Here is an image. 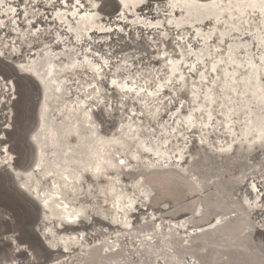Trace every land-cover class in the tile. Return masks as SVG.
Wrapping results in <instances>:
<instances>
[{"label":"rangeland","instance_id":"374dc122","mask_svg":"<svg viewBox=\"0 0 264 264\" xmlns=\"http://www.w3.org/2000/svg\"><path fill=\"white\" fill-rule=\"evenodd\" d=\"M81 4L80 14L73 15L72 10L63 7L59 0H3L0 3V52L6 53L0 57V77L6 78L0 79V141L3 142L0 148L8 147L12 165L17 166H13L15 170H31L32 180H39L38 185L44 189L52 188L53 177L50 174L43 177L40 168L34 167L38 153L31 154L26 139L28 130L34 125L29 137L42 117L38 108L42 106L46 89L42 86L37 102L35 89L26 79H20L25 74L18 67L30 59L44 58L47 53L43 67L53 68L55 77L53 80L51 76L54 83L49 87L56 99L51 102V119L59 125L67 120V124L86 111L95 127L111 138L109 162L118 165L117 160L124 159L126 165L110 167L109 176L113 169L122 170L118 183H123L118 187L135 198L134 210L132 207L127 218L119 219L126 229L111 224V214L117 209V203L109 197L112 192L107 193L108 202L102 204L100 201L104 196L96 184L87 187L81 181L82 186L77 185L76 202L86 209L90 222L84 219L75 226L66 225L64 229L46 235L45 230L52 231L50 221L54 218L20 187L21 179L14 183L0 164V209H6L5 221H10L0 222V260L13 254L10 244L19 243L16 239L19 237L38 264H264V143L259 145L251 138L254 131L247 139L242 134L256 116L264 114V99L258 91L264 67L258 66L256 61L258 67L253 69L248 56L241 54L237 63L247 62L248 67L230 69L242 73L241 79L249 72L252 76H247L251 87L244 86L249 99L241 96L239 103L231 105L233 122L232 119L231 123L228 121L231 127L227 130L198 128L169 134V128L162 131L157 127L153 137L146 129L157 122L148 116L142 121L139 118L143 110L139 104L143 102L138 103L131 98L132 94L112 86V81L122 85L128 80L135 82L141 76H156L157 70L164 66L162 59L157 62L158 58L167 51L169 59H173L177 37L183 36L187 40L192 30L207 32L204 25L208 21L204 19L197 27V21L191 16L196 14L195 11L169 8L166 0H142L139 6L124 7L121 0H81ZM13 8L16 12L10 11ZM87 15L92 16L86 18ZM79 19L87 21L76 27ZM168 20L172 21L170 25ZM244 28L247 33L245 50L258 57L259 47L252 45H264V33L256 24ZM37 30L42 33L38 40L28 35L29 31L35 33ZM78 38L83 41L82 46L77 43ZM169 40L171 43L166 42ZM191 43L193 52L205 47L203 43L197 45L195 39ZM88 49L94 55H88ZM187 62L194 63L195 58ZM4 82L10 85L9 89H5ZM139 82L143 83L142 80ZM19 84L28 85L22 101L18 95ZM92 85L96 86V91L92 90ZM197 88L199 90L198 85ZM253 91H256L255 97L251 95ZM160 110L163 111V107ZM133 112L137 113L136 117L131 115ZM219 120L217 117V124ZM163 123L176 127L171 125L168 117L163 118ZM66 124H63L64 128ZM202 139L205 143H201ZM43 151L46 153L42 155V163L49 162L48 159L53 161L50 147L45 146ZM62 153L55 155L61 157ZM131 156L136 159H130ZM152 160L160 164L142 168L144 162ZM138 184L144 186L142 191L138 190ZM72 193L68 189L65 194L68 202H73ZM214 218H218V224L193 234L192 228L206 226ZM55 243L61 246L56 247ZM114 243L120 249L112 250ZM29 245L35 246L36 251L33 252Z\"/></svg>","mask_w":264,"mask_h":264},{"label":"snow or ice","instance_id":"6c2138e0","mask_svg":"<svg viewBox=\"0 0 264 264\" xmlns=\"http://www.w3.org/2000/svg\"><path fill=\"white\" fill-rule=\"evenodd\" d=\"M59 2L63 7L70 8L73 15L78 14L82 9L81 0H59ZM0 3H3V0H0ZM167 6L179 8L181 11L184 8L207 9L211 14L205 13L203 18L208 21V24L204 25L208 28V31L192 30L187 40L183 36L177 37V43L173 45V59H169L167 51H165V55L158 58L157 62L162 59L164 66L162 70H157L156 76L151 78L141 76L135 82L128 80L123 82L122 85L113 80L112 84L114 87H120L126 94H132L131 98L138 103L143 102L139 104L140 108L143 109L139 113V118L142 121L143 117L148 116L157 122L156 124H150L146 129L153 137L157 127L162 131L164 128H169V134L198 128L215 130L219 127L227 130L231 127L227 122L230 121L233 115L231 105L239 103L241 96L249 95L244 87L246 84L251 87L246 76L241 79L242 73L230 71V69H246L248 67L245 62L237 63L241 54L248 56L253 69L257 68L256 61H258L259 66L264 67V45H252V47H259V56L257 57L255 53H247L244 44L247 35L245 25L252 26L256 24L260 27V31L264 33V0H258V5L255 0H206L205 3H201L200 0H168ZM249 8L254 10L258 8L259 14L257 15L256 11L247 13ZM10 11L16 12V9L13 8ZM233 12H239L240 15H233ZM245 15L248 16V19H244ZM202 22L198 21L197 27ZM29 23L31 24V21ZM167 23L170 25L172 21L168 20ZM155 27H161V25H155ZM69 31H72V29H69ZM242 31L244 34H242ZM28 35L38 40L42 33L39 30L35 33L29 31ZM193 39H195L197 45L203 43L204 49L193 52L191 43ZM182 40L185 42L183 44L179 43ZM166 42L171 43L170 40ZM77 43L82 46L83 41L78 38ZM177 49L179 50L177 51ZM5 54L0 52V57ZM87 54L94 55L91 49H88ZM77 55L80 54L77 53ZM191 58H195L194 63L187 62ZM26 63L28 62L21 63L18 66L20 72L25 74L20 79H26L32 85L37 94V102H39L41 86L52 83L51 76L54 75V70L45 69L41 72L36 69L34 71L32 67L26 66ZM193 77L197 79H192ZM0 79L6 80L5 77H0ZM260 79L261 86L258 91L264 99V77ZM139 80H142L143 83H140ZM129 84H132V86L129 87ZM197 85H199V90ZM17 87L18 95L22 101L25 95L24 90L28 85L19 84ZM91 87L93 91H96L95 85ZM233 95H235V101ZM251 95L255 96L256 93L253 92ZM88 99L92 98L88 97ZM161 107H163V111L160 110ZM131 115L136 117L137 113L133 112ZM164 117H168L171 125H176V127L164 124ZM217 117H220L219 124H217ZM133 138L135 139V137ZM0 143L3 142L0 141ZM201 143H205V141L202 139ZM261 143H264V136L261 137ZM7 151H9L7 148H0V155ZM144 151H148V149H144ZM129 158L136 159L135 156ZM0 164L7 172L9 169L8 158L5 157L3 161H0ZM118 165L123 167L126 165V161L119 159ZM110 166L116 167L117 165ZM36 167L39 169L40 165L37 164ZM96 173L103 175L100 166L96 167ZM20 179H23V176ZM63 180L67 182L68 177H63ZM28 190H31L30 184ZM45 206H47L46 201ZM5 211L6 209H0V222L9 223L10 221H5ZM8 239L11 241L12 237H8ZM16 239L19 240V243L15 246L10 244L13 254L0 260V264H5V260L7 264H38V260L32 258L28 248L24 247L25 241L19 239V237H16ZM29 247L32 248L33 252L36 251L35 246L29 245Z\"/></svg>","mask_w":264,"mask_h":264},{"label":"bare ground","instance_id":"6f19581e","mask_svg":"<svg viewBox=\"0 0 264 264\" xmlns=\"http://www.w3.org/2000/svg\"><path fill=\"white\" fill-rule=\"evenodd\" d=\"M140 2H142V0H121V3H122L123 7L127 6V5H131V6L138 5L139 6ZM166 2L168 3V0H166ZM205 2H201V3H205ZM255 2L258 5V0H255ZM169 8H171V7H169ZM130 9H131V7H130ZM184 9H185V12L191 11V9H189V8H184ZM177 10H180V9H177ZM192 10L195 11L196 14L195 15H191V16H193V18H194L193 20L197 21V22L204 20L203 17H204L205 13L211 14L206 9H204V10H200L199 9L198 11H196V8H192ZM247 11H252V12L253 11H257L258 12V8L256 10L249 8V9H247ZM185 12H183V13H185ZM237 13L240 14L239 12H237ZM90 16H92V15H87L86 18H89ZM84 21H87V20H85V19L77 20L76 27L79 26L81 23H84ZM94 22H96V21H94ZM177 22H178V20H177ZM91 23H93V21ZM150 24H151V22H150ZM85 25H86V23H85ZM81 26H83V25H81ZM84 26H83V28H85ZM86 28H88V27H86ZM255 29H257V28H255ZM259 29H260V27H259ZM256 33H257V30H256ZM259 34L257 33V35L259 37H261V35H259ZM257 40H259V38ZM262 43H264V42H262ZM45 54L47 55V53H45ZM46 55L44 56L45 59L43 57H37L36 59H30L28 61V64H26V66L32 67L34 71L36 69H39L41 72H43L45 70L44 63L47 61ZM54 55H52V56H54ZM50 58L53 59L52 57H50ZM243 60H244V58H243ZM245 61H247V59ZM245 63H247V62H245ZM52 65H53L52 67L55 66L54 64H52ZM250 69H252V68H250ZM52 70H54V69L52 68ZM249 73L250 74H248L247 76L251 78V76H252L251 72H249ZM45 79H48V78H45ZM54 79H55V77L53 78V80ZM242 79H244V78H242ZM1 80L3 81V79H1ZM53 80H52V82H53ZM251 82H254V81H251ZM258 82L259 81H257V83ZM11 84H12V82H11ZM111 85L113 86V84H111ZM4 87H5V89H9L10 85L5 83ZM49 87H50V84H45L43 86V89L45 88L46 91H45V95L43 96V101H42V104H41L42 106L38 108V114H40L42 117L39 120V124H37L38 125L37 128L34 131H32V133L30 134L29 137H28V134H29L28 133L26 139H27L28 143L30 144V147H31L32 152H33V155H34V152L38 153L37 161H35L34 167H36V165L39 164L40 165L39 172H40V174L43 177H46L49 174H50L49 176L53 177V186H52V188L50 187L52 189V191L50 190V188L49 189H44V187L38 185V181L39 180H37V179H35V180L33 179L32 180L31 170H29V171H23V170H19V169L15 170L13 165H12V162H11L12 161V155H11V153L9 151L5 152V154L0 157V161H3V159L5 157L8 158L9 167L12 168V174L11 175H12V179H13L14 183H15V180L20 179V174L23 175V179H21L19 181L20 187L23 186L21 188H23L26 192H28L29 195H31L35 200H37L39 202V204L41 205V207L43 206V208L48 209L49 217H53L54 219L53 218L52 219L56 220L58 223H61L63 221L68 226H75L80 221H83L84 219L87 220L88 222H90L89 215L87 214L86 209L83 207V205L80 202H76V200L78 199V197H77L78 196V191H77L78 190L77 189L78 186L77 185L82 186L84 184L83 182H85L87 187L95 186V184H96V188L99 190V192L102 194V196H104L103 200L100 201V202H102V204H103V202L104 203L108 202L107 201L108 198H106L107 193L109 191L112 192L109 197L112 198L117 203V209L116 210L113 209L114 211L111 214L112 215L111 224H113L115 226L118 225V227L122 228L123 230L126 229L125 226L123 227V225H125L124 222L123 221L119 222V219L123 218V217L127 218L128 217V213L132 212V207H133V204H134L133 200L135 198L132 195H130L129 193L125 192L124 190L119 189V187H118V185L120 183H123V182L118 183L119 179H120V172L122 171L121 169H113L112 170V172H113L112 176L111 177L109 176V172H110L109 170H110V167H111L110 166L111 162H109V159L111 158V154H109V150L111 148L108 146V143H109V140L111 138H109L102 131L98 130L95 127L94 122H92L93 120L89 119L90 115L88 116L86 111H83L78 116H75L67 124H66L67 120H66V122L63 121L66 124L65 128L63 127L64 123H62V122H61L60 125L59 124H55L53 122L55 120L51 119V117H50V115H51L50 114V112H51V102L53 101L54 96H53V89L51 90L50 89L51 87L50 88ZM252 90H255V89L252 88ZM41 91H42V86H41L40 93H41ZM253 92H251V93H253ZM257 94L259 96V93H257ZM59 96H61V95H59ZM248 97L246 96L247 99H249ZM256 99H257V96H256ZM256 99H255V101H256ZM243 100H244V98H243ZM261 100L262 99L260 98L259 101H261ZM39 105H40V103H39ZM245 112L246 111H244V113ZM252 113H251V115L253 116ZM240 115H243V114H240ZM254 115L256 116L255 113H254ZM258 115H260V114L258 113ZM256 117L257 118L255 119V121H253L254 124L251 123L249 128H246V130L242 131V134H245L244 138L247 139L248 138V134H250L252 131H254L253 132L254 136H252L251 138L255 139L258 142L259 145H262L261 137L264 136V114L259 116V117L258 116H256ZM240 118H241V116H240ZM35 120H36V118H35ZM238 120H240L239 117H238ZM248 120H249V118H248ZM248 120H246V121H248ZM231 122H233V119H232ZM243 128H244V126H243ZM136 134H137V132H136ZM112 139H114V138L112 137ZM249 140H251V139H249ZM45 146L46 147L49 146L50 149L53 151V152L52 151L51 152L53 153L52 156L54 157V159H52L53 161H51V159H48L49 162L43 161V163H42V155L46 153V152L44 153V151H43ZM2 148H7L8 149V147L6 145H3ZM154 148H155V146H154ZM161 148H160V150H161ZM162 151H163V149H162ZM60 152L61 153L64 152V153H62L63 155L61 154L63 156V158H62V156L61 157H57L59 155H55L56 153H60ZM153 152H154V150H153ZM37 153H36V155H37ZM167 154H169V153H167ZM58 158H60L59 162H57ZM157 163H159V161L156 162V160H152V161L144 162L143 165L142 164H140V165H142V168H144V169L145 168L149 169L150 167L155 166ZM113 164H115V162ZM97 166H100V168H101V170L103 172V175H98L96 173V167ZM121 168H123V167H121ZM65 176L68 177V181L67 182H65L63 180V177H65ZM80 182H81V184L82 183L83 184L81 185ZM29 184L31 185V190L30 191L28 190V185ZM137 187H138L139 191H142L144 186L142 184H138ZM68 189H71L72 192H73L72 193L73 202H68L67 199H66V195L65 194L68 191ZM69 197H70V195H69ZM45 201L47 202V206H45ZM257 207H258V205H257ZM91 209L93 210V208H91ZM120 210H122V212ZM133 210H134V207H133ZM198 211H199V208L197 209V212ZM120 213H122V214L118 217V214H120ZM45 214H44V216H45ZM97 215H100V214L98 213ZM46 216H47V214H46ZM102 219H104V218H102ZM218 221H219L218 218H214L208 225L195 227V228H192L191 230L193 231V234L194 233H199V232H202V231H204V230H206L208 228L214 227L216 224H218ZM157 228H155V229H157ZM49 232H52V231H50V230L46 231L45 230L46 235L48 234L50 236ZM40 237H41V239H43V237L41 235H40ZM43 241H44V239H43ZM140 244H143V243L141 242ZM48 246H50V245H48ZM112 246H113L112 250L120 249V246L117 243L112 244ZM64 247L66 249L68 248L67 245H65ZM51 249H54V248L51 247ZM107 252H110V251L107 249ZM133 254H136V253H133ZM135 256H137V255H135ZM165 264H167V263L165 262Z\"/></svg>","mask_w":264,"mask_h":264},{"label":"water","instance_id":"95a60500","mask_svg":"<svg viewBox=\"0 0 264 264\" xmlns=\"http://www.w3.org/2000/svg\"><path fill=\"white\" fill-rule=\"evenodd\" d=\"M33 126H34V125H33ZM33 126L28 130L27 134L30 132V130L33 128ZM26 137H27V135H26ZM31 154H32V149H31ZM13 166H14V167H17L16 164H13ZM7 172H8V173L10 174V176L12 177V175H11V173H12V168H11V167H9V169H8ZM50 223H51V225H52V232H53V231L58 232V231L64 229V226H66V224H65L63 221H62L61 223H58L56 220H55V221H54V220H51ZM55 246H56V247H60L61 245H60L59 243H55ZM62 250L65 251L63 248H62Z\"/></svg>","mask_w":264,"mask_h":264}]
</instances>
